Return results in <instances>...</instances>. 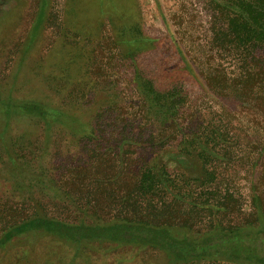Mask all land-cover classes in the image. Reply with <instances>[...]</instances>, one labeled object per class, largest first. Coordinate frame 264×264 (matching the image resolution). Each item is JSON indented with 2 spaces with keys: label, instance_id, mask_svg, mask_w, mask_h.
<instances>
[{
  "label": "rangeland",
  "instance_id": "374dc122",
  "mask_svg": "<svg viewBox=\"0 0 264 264\" xmlns=\"http://www.w3.org/2000/svg\"><path fill=\"white\" fill-rule=\"evenodd\" d=\"M39 3L0 0V97L56 108L84 127L74 132L53 122L46 132L39 117H11L5 145L18 164L13 167L0 147V233L36 209L69 223L110 221L125 201L124 190L107 180L117 176L128 184L145 163L163 164L171 174L174 193L165 197L178 202L170 214L189 221L187 235L206 231L217 208L225 212L214 218L226 227L253 223L252 196L260 194L264 204V167L257 160L264 131L203 83V63L195 59L208 38L203 0H48L41 29L28 42ZM137 80L162 91L176 87L185 96V131L206 122L226 125L233 145H212L216 158L203 163L194 152L183 156V138H149L148 128L157 133V125L142 117ZM127 116L135 122H125ZM24 239L0 250V264H169L152 247L91 242L77 253L48 237L31 246Z\"/></svg>",
  "mask_w": 264,
  "mask_h": 264
},
{
  "label": "trees",
  "instance_id": "16d2710c",
  "mask_svg": "<svg viewBox=\"0 0 264 264\" xmlns=\"http://www.w3.org/2000/svg\"><path fill=\"white\" fill-rule=\"evenodd\" d=\"M47 2L40 0L28 42H32L41 29ZM202 5L208 15V38L199 46L198 50H204L195 59L203 63L199 68L203 83L216 96L233 101L238 111L246 112L264 131V0H203ZM223 61H229L231 66L226 68ZM135 84L143 98L145 114L142 117L145 115L146 125H157V133L148 128L151 130L147 134L149 138L156 136L162 141L183 138L188 145L187 150L182 151L183 156L194 152L196 159L203 163L205 158H216L212 145H233L235 134L232 135L226 125L206 122L200 130L185 131L187 126L180 123V116L185 113L181 110L185 96L176 87L162 91L154 89L150 81L143 83L137 80ZM14 115L41 118L46 132L53 122L63 124L74 132L84 127L74 116L56 108L29 100L13 101L0 97V116L3 120L0 147L13 167L18 163L5 145L4 133ZM98 115L102 117L103 112ZM128 117L123 120L135 122L133 116ZM133 122H130L132 127ZM259 156L257 160L262 161L264 167V152H260ZM164 167L163 164L145 163L141 171L129 176L130 181L125 185L121 182L125 178L112 176L113 179L107 180L111 177H102L115 184L117 192L124 190L122 198L125 202L113 208L115 214L112 220L69 223L36 209L29 217L2 230L0 250L10 246L19 236H24L29 246L48 237L73 247L77 253L91 242H107L118 246L159 249L165 253L169 264L201 260L264 264V204L260 194L252 196L255 225L248 223L243 227H226L214 218L218 212H225L217 208L214 213H209L213 218L209 228L199 237H194L185 232L191 227L189 221L177 220L170 214L172 206L178 202L165 197L174 193L175 186L171 183V174ZM263 177L264 174L262 180ZM106 180L102 179L99 183L104 184ZM200 209L206 211L202 207Z\"/></svg>",
  "mask_w": 264,
  "mask_h": 264
}]
</instances>
